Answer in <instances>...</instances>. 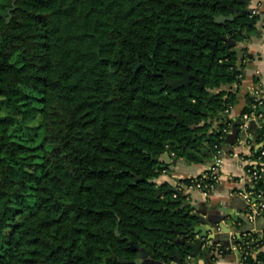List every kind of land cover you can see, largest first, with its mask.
Instances as JSON below:
<instances>
[{"label": "trees", "instance_id": "1", "mask_svg": "<svg viewBox=\"0 0 264 264\" xmlns=\"http://www.w3.org/2000/svg\"><path fill=\"white\" fill-rule=\"evenodd\" d=\"M244 8L241 0H0V264H122L135 259L130 244L166 264L188 258L178 241L193 239L198 215L183 191L156 180L170 169L166 153L198 162L222 149L225 128L240 130L226 114L237 92L224 88L240 85L242 67L225 39L239 44L253 32L257 19ZM184 66L205 88L194 79L165 87ZM256 104L247 95L241 116L258 114ZM248 189L264 194V182ZM234 244L241 264H264V229ZM204 255L215 262L212 249Z\"/></svg>", "mask_w": 264, "mask_h": 264}, {"label": "crops", "instance_id": "2", "mask_svg": "<svg viewBox=\"0 0 264 264\" xmlns=\"http://www.w3.org/2000/svg\"><path fill=\"white\" fill-rule=\"evenodd\" d=\"M260 3L259 9L254 15L257 23L252 33L239 47L243 52L242 59V78L240 85L237 87H226L225 90H232L237 92L238 105L234 107L229 118L235 121L239 116V98L243 97L246 104V96L251 94L255 88L261 87L264 97V0H251L250 5H257ZM252 124H255V129H251ZM250 126L251 133L247 134L248 142H251V147L244 144L241 140L243 134L239 133L238 143L234 147L232 153H225L222 150L221 155L216 157L213 154V159L204 157L198 162L186 161L183 158L174 159L170 156L169 171L160 176L156 183L158 185L170 184L176 189L182 180H187L199 177L211 168V164L217 159L221 161L220 167V182L215 190L210 193H202L199 191L184 190L183 194L187 196L188 203L192 208V213L201 215L210 222H219V233H224L225 239H220L219 245L225 246L228 252L225 256L218 259L215 264H239L240 256L237 252L232 250L234 245V236L242 235L249 228L250 224L246 217L247 202L241 195L248 187V179L245 176V165L241 161V157H249L252 149L262 148L264 143L257 137V143L254 142L255 132L258 135L257 123H252ZM218 123L214 122L212 129L217 127ZM248 130V131H249ZM258 146V148L256 147ZM163 163L168 162L167 159L162 160ZM228 231L229 233H225ZM252 232V231H249ZM257 232V231H254ZM227 245V246H226ZM202 252L197 258L185 259L184 264H210L208 258Z\"/></svg>", "mask_w": 264, "mask_h": 264}, {"label": "water", "instance_id": "3", "mask_svg": "<svg viewBox=\"0 0 264 264\" xmlns=\"http://www.w3.org/2000/svg\"><path fill=\"white\" fill-rule=\"evenodd\" d=\"M241 3L245 5V7H248L249 9H245L242 11V14L247 15V16H252L253 10L257 8L256 5L251 6L249 0H241ZM234 21V16H219L215 18V23L222 25L225 24L226 22H232ZM226 42H228V46L230 48H234L235 52L238 55V67L241 68L242 65V59H243V52L242 49L239 47L236 41H233L230 38L225 39ZM218 41H216L217 43ZM141 65L139 64L136 68L135 71H137ZM182 78L179 80H171L167 79L165 82V87H169L171 89L177 90L180 88H189L191 80L194 79L199 82V86L201 88H205V81L202 78H199L196 74L191 75L187 72V66L183 67V70L181 72ZM237 87V84H235ZM246 104L245 100L243 97L239 98V110L237 115L241 116L243 113V110L245 109ZM261 113L264 114V108L260 110ZM238 122L233 125L231 133L227 136L225 140V144L222 146V149L225 153H232L234 151V147L238 143V138H239V130L237 128ZM251 129H255V124H252ZM251 133L249 130L247 134ZM247 134L243 133V137L241 138L242 141L245 140L247 137ZM255 138L254 142L257 143V137L258 135L255 132ZM258 148V146H256ZM260 149V148H258ZM203 156H206L210 159H213V153H210L209 150H205L203 153ZM163 159H167L168 162L165 164L168 165L170 164V154L166 153L163 158L161 159V162ZM216 164V162H213L211 164V167H213ZM143 179L137 178L136 181H142ZM176 192V191H175ZM219 222H210L207 219H205L203 216L198 215V221L195 225H193L190 229L189 232L192 233L193 239L192 240H187L185 238L180 239L178 242L184 245L188 250V259L192 258H197L201 255L202 252H207L208 249H212L214 251V256L215 260H218L219 258L216 257L215 252L218 250V245L220 244L218 240L220 239H225L224 233H219V227H218ZM251 228H249L246 232L249 231H257L261 232L264 229V217H261L260 220L256 224H250ZM225 233H229L226 231ZM117 237H120V234L116 232ZM123 240H127L124 238ZM222 248L226 250V253L228 252V249L222 245H220ZM227 246V245H226ZM130 248L134 251H138L137 247L134 245L130 244ZM240 256V255H239ZM140 258H143L147 264H166L160 261H156L153 256H149L148 253L143 250V256L142 254L140 255ZM185 259L180 255V253H177L174 257V261L171 263L167 264H184ZM122 264H133L134 262H128L126 260L121 261ZM215 264V262L213 263Z\"/></svg>", "mask_w": 264, "mask_h": 264}, {"label": "built area", "instance_id": "4", "mask_svg": "<svg viewBox=\"0 0 264 264\" xmlns=\"http://www.w3.org/2000/svg\"><path fill=\"white\" fill-rule=\"evenodd\" d=\"M256 6L257 8L253 10L252 16L256 15L259 9L260 3H258ZM251 96L255 97L256 102H258V104L253 105V110L256 111L258 110L259 106H262L264 104V97L262 94L261 87L258 86L257 88H255V90L251 93ZM233 109L234 108H230L229 110L226 111V114L228 115V117L232 113ZM239 119H240L239 133L247 134L248 130L250 129L251 124L254 122L257 123L258 128H262L261 124L262 122H264V114L261 112H259L258 114L254 112L251 115L246 114L243 116H239L235 121L237 120L239 121ZM232 127L233 126L229 125V127L223 130V134L225 135V140L227 136L231 133ZM246 139L243 141L244 144H248V146L251 147V142H248V140ZM260 149H257V150L255 149V150L259 151ZM221 153H222V150L220 149L216 153H214V155H216V157H219ZM252 156H253V150L251 151V155L249 157H241V161L245 165L244 172H245L246 178L248 179V183H249L248 187H254L258 185L260 182H264V149L261 151L260 155L257 158H254ZM172 157H174V154H172ZM220 167H221V161L217 159L216 164L213 167H211L208 171H206L204 174L201 175L202 182H198L196 184H192L189 186L179 185L176 188V192H179V191L184 192V190L199 191L202 193L213 192L216 186L220 182ZM203 180H209L210 183H206ZM248 187L245 189V191L241 195L245 198L247 202V206H248L246 217L249 220V222L255 223L261 217H264V194L251 192L248 189ZM245 235L246 233L243 234V236ZM236 238L237 237L234 236L233 243H235ZM221 248L222 247L218 245V250L215 252L216 257L219 259L224 256L223 250ZM232 250L237 252L240 255V248L237 245L234 244L232 247ZM239 264H241V262H239Z\"/></svg>", "mask_w": 264, "mask_h": 264}, {"label": "flooded vegetation", "instance_id": "5", "mask_svg": "<svg viewBox=\"0 0 264 264\" xmlns=\"http://www.w3.org/2000/svg\"><path fill=\"white\" fill-rule=\"evenodd\" d=\"M249 2H251V1H249ZM245 9H249L248 7H245L243 10H245ZM242 10V11H243ZM231 16H234V14H232ZM251 17H254V16H251ZM182 239V238H181ZM131 249V248H130ZM138 249V251H134V250H132L133 252H135L136 253V256H135V258L136 259H139L140 258V255L142 254V256H143V249H139V248H137ZM140 259H142L143 260V258H140ZM131 261H134V263L133 264H137L136 263V261H135V259L134 260H131ZM143 261H145V260H143ZM145 264H147V263H145Z\"/></svg>", "mask_w": 264, "mask_h": 264}, {"label": "rangeland", "instance_id": "6", "mask_svg": "<svg viewBox=\"0 0 264 264\" xmlns=\"http://www.w3.org/2000/svg\"><path fill=\"white\" fill-rule=\"evenodd\" d=\"M124 260H125V259H124ZM126 261H128V260H126ZM135 261H136L137 264H145V263H146L145 261H143V260L140 259V258H139V259H136V258H135ZM128 262H134V261H128Z\"/></svg>", "mask_w": 264, "mask_h": 264}]
</instances>
